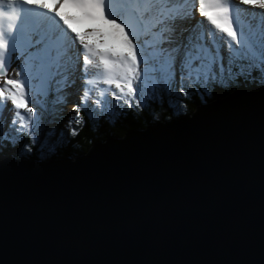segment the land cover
<instances>
[{"label":"water","instance_id":"water-1","mask_svg":"<svg viewBox=\"0 0 264 264\" xmlns=\"http://www.w3.org/2000/svg\"><path fill=\"white\" fill-rule=\"evenodd\" d=\"M0 264H264V85L74 160L0 157Z\"/></svg>","mask_w":264,"mask_h":264},{"label":"snow or ice","instance_id":"snow-or-ice-1","mask_svg":"<svg viewBox=\"0 0 264 264\" xmlns=\"http://www.w3.org/2000/svg\"><path fill=\"white\" fill-rule=\"evenodd\" d=\"M143 2L145 0H121L125 7L135 3L139 8ZM147 2L165 5L159 12L158 22L167 26L160 32L156 43H169L167 49L150 44L153 50L149 55H146L145 46L139 42V36L132 27L113 14L112 0H0V78L4 81L0 87V107L11 102L15 113L12 124L18 122L22 130L31 131L35 115L34 108L30 106L31 80L27 77L21 79V71L15 73L16 78H8L12 53L17 52L18 45L20 55L16 59L23 57L24 68L31 66L30 70H35L39 76H51L54 68L64 67L66 72L77 70L82 56L83 66L78 70L88 77L93 75L90 69H95L97 77L96 80L86 79L85 83L92 85L102 79L104 84L119 91L121 95L117 98L125 99V103L136 99V85L142 74L140 64H145L143 72L146 75L149 60L158 65L152 70L161 74V80L168 88L174 85L178 70L180 92L185 96L188 95L185 80L207 88L235 75L233 68L238 60L245 61L238 65L239 74L251 77L255 72L264 81V39H261L264 35V12L249 13L237 6L236 0ZM172 4L177 7H167ZM239 5L264 10V0H239ZM196 11L204 20L197 21L191 29H185L188 33L185 36L177 30L175 21L192 19ZM245 14L253 20L256 15L261 17L257 25L259 33H253L251 26L248 31L240 26L241 17ZM83 19L97 22L100 27L90 32L77 31L74 24ZM204 21L211 27H206ZM69 33H74V36ZM93 37H111L114 43L108 46L106 41L97 42ZM76 42L81 49L75 47ZM225 44L229 51L227 64L223 63L221 55ZM66 61L70 63L66 64ZM112 94L116 96L115 92ZM88 97L89 90L85 88L81 104L74 109L76 113H80ZM136 107H141L139 101Z\"/></svg>","mask_w":264,"mask_h":264},{"label":"trees","instance_id":"trees-1","mask_svg":"<svg viewBox=\"0 0 264 264\" xmlns=\"http://www.w3.org/2000/svg\"><path fill=\"white\" fill-rule=\"evenodd\" d=\"M137 14L140 21H144L143 33L148 30V25L156 28L155 20H152L150 15L143 16L140 12H137ZM115 15L125 18L124 21L127 24L130 23L128 25L134 31L138 30L139 25L136 20H130L119 14ZM156 30L153 39L157 36L159 40L161 30L157 28ZM143 38L139 37V42L147 43ZM109 42L111 41L109 40ZM157 44L158 48L163 45V43ZM228 56L229 51L223 60L224 64L228 63ZM242 63H245V61L238 60L236 65H234L233 71L236 73L235 75L225 77L217 83L210 84L207 88L200 84H192L187 80L184 81L186 85L185 91L188 93L187 96L180 92V80H178L180 74L176 75L175 83L171 88L166 87L161 79L141 81L136 85L137 100H131L129 102L131 106H129V103H125V99H108L102 101L103 104H100L99 108L92 106L90 109L91 113L88 112V107L84 105L81 107L79 114L76 112L75 115L65 113L63 111L65 102L59 98L54 99L55 93L48 91L41 102L46 104L47 110H44L38 104L40 119L37 120L43 124L53 120V123L57 124L59 120L65 118V124L62 127H58L59 130L53 125L52 133L45 135L42 132L44 129H37L35 124L31 125V131H28L22 130L20 126L13 125L10 121L5 122L0 119V157L11 154L15 158H45V154H47L52 156L51 159L72 158L87 151L93 143H103L108 136L121 139L128 131L144 130L146 127L157 123H164L171 119L176 120L187 116L186 114H190L197 106L210 103L215 99L224 98L233 90L264 85V81H261L255 72L252 73L251 77H248L247 74H239L238 65ZM26 77L31 80L32 86L34 85L33 80L39 79L38 75L32 71ZM146 82H150V84H143ZM138 101L141 104L140 108L136 107ZM181 101H183L185 106H182ZM75 105L77 107L79 104ZM77 121H82V123ZM77 127L81 129L80 132H76L75 128ZM73 131H75V135H73ZM33 137H35V142H33Z\"/></svg>","mask_w":264,"mask_h":264},{"label":"rangeland","instance_id":"rangeland-1","mask_svg":"<svg viewBox=\"0 0 264 264\" xmlns=\"http://www.w3.org/2000/svg\"><path fill=\"white\" fill-rule=\"evenodd\" d=\"M120 3H121V0H112V7H114L115 5H117L116 7H118L120 5ZM236 5L241 7V8L247 9L249 13L259 14L261 12H264V10H261L259 8H251V6L239 5V0H236ZM196 19H197V21H203L204 20V18L202 20L201 19L198 20V16H196V14H194V18H192L191 20H183L182 21V23L185 25L184 28H178L177 30H181L180 32H183L184 35L186 36L188 33H186V31H184V30L185 29H191V28L195 27L196 26V21H195ZM260 19H261V17L259 15H256L255 19L253 20L250 15L245 14L241 17L240 26L243 27L245 29V31H248L250 29V26H251V31L253 33H259L260 29L257 25H258V22ZM177 22H179V21L178 20L175 21L176 26H177ZM189 23H191V24L189 25ZM205 23L207 24L206 21H204V24ZM206 24H205L206 27H211L210 25H206ZM97 27H100V25L97 22L93 21L91 27H87V26L85 27L86 28L85 32L86 31L90 32V31H92L93 28H97ZM88 28H90V29H88ZM142 29H143V27L141 24V31L138 33H141ZM167 35H171V33H167ZM149 38L150 37L148 35L146 38V41H149L148 46L150 44H155V43H153V41H150ZM92 39L94 41L104 43L102 41L103 37H93ZM261 39H264V35L261 36ZM76 43H77V46L80 47L79 42H76ZM107 45L111 46L112 44H111V42L108 41ZM157 45L158 44H155V47H157ZM77 46H76V48H77ZM150 48H151V50L149 52H147L148 55L153 50L152 47H150ZM163 48L164 49L169 48V43L167 41L163 45ZM227 54H228V47L225 44L221 50V55L225 59ZM14 60H15V62L18 61V59H14ZM82 62H83V59H82V57H80L79 61H78L77 70H74L71 72H66L64 67H61L60 69L54 68V72L51 76L45 75V76H42V80H37V79L33 80L34 85L32 86V90L30 93V106H32L34 108L35 115L33 117V121L31 123V125L35 124L36 127H40L41 125H47V123L43 124L42 122L38 121L40 119V117H39V110L37 107V105L40 104V106H42L44 108V110H47L46 104L41 103L42 98L46 96L47 91H51V92L55 93L54 99L59 98L63 102H65V105L63 107V111H65L69 115H75V111H74V109L76 107L75 104H79V105L81 104V98L83 96V92H84L85 88H87L89 90V97H88L87 101L84 103V106L88 107L89 113L92 112V111H90L92 106L99 108V105L103 104L102 101H104V100L106 101L108 99L109 100L118 99L117 97H119L121 95L119 93V91L117 89H115L114 86L110 87V86L104 84L102 82V79L99 82L92 84V85H88L85 83L86 79H93L94 80L95 78L97 79V77L94 75V73L96 72L95 69L90 70V72H92L93 75L85 77L83 71L78 70V67L80 68ZM65 63L67 64L70 62L66 61ZM15 65H16V63H15ZM149 65H150L148 67L149 69H153V67H158V65H156L155 62L152 60H149ZM10 67H12V66H10ZM10 67H9V70H10ZM142 67L145 68L144 63L140 64L141 69H142ZM22 69L23 70H21L22 74H21L20 78L25 79L24 77H26L27 74H25L26 69L24 68V65L22 66ZM60 70H63V71L61 72L62 74L59 77V73H60L59 71ZM18 71H20V70H18ZM30 71L33 72V70H30ZM155 72L156 73H154V71L149 70L147 72V74L145 75V73L142 70L140 81L145 82V81H148L150 79H154V80L159 79L160 80L161 74L157 71H155ZM178 73H179V71L177 70L176 75ZM8 77L16 78L15 75H13V76L8 75ZM178 80H180V77L178 78ZM143 84H150V82H146ZM0 87H2V85H0ZM106 89H107V91H105ZM114 92L116 93V96H112L113 95L112 93H114ZM102 93H103V95H101ZM110 94H112V95H110ZM95 95H96V97H95ZM97 101H99L100 103L97 104ZM181 102L183 104L182 106H185L183 101H181ZM21 111H23V110H21ZM50 112L54 113L52 111H50ZM0 117L2 119H7L8 121H10L12 123V120L15 118V113H14L13 106L11 105V102H7L6 105L0 107ZM64 124H65V119L63 122L60 121L58 123V125H64ZM16 125L20 126L18 122Z\"/></svg>","mask_w":264,"mask_h":264},{"label":"clouds","instance_id":"clouds-1","mask_svg":"<svg viewBox=\"0 0 264 264\" xmlns=\"http://www.w3.org/2000/svg\"><path fill=\"white\" fill-rule=\"evenodd\" d=\"M163 46V45H162ZM162 48V47H161ZM150 65L148 64V67H149ZM11 68L12 67H10V70H9V72H8V75L9 76H13V75H15V73L17 72V71H15L14 72V70H13V68H12V70H11ZM79 68V67H78ZM144 69V67H142V69L141 70H143ZM27 70V69H26ZM149 70H151V71H153L152 69H149ZM154 73H156L155 71H154ZM27 74V73H26ZM178 74H180V73H178ZM60 75H61V72L59 73V77H60ZM80 76V75H79ZM24 78H26V77H24ZM38 80H42V77L41 76H39L38 75ZM139 82H141V81H139ZM139 82H137V83H139ZM162 87V86H161ZM251 88H254V87H251ZM48 92V91H47ZM64 94V93H63ZM203 104V103H202ZM76 106V105H75ZM192 112H194V111H192ZM191 112V113H192ZM66 113V112H65ZM190 113V114H191ZM190 114H186L187 116H190ZM0 119L1 120H4L5 122L6 121H8L7 119H2L1 117H0ZM65 119V118H64ZM64 119H61V120H59V122L60 121H64ZM172 120V119H171ZM58 122V123H59ZM58 123L57 124H55V123H53V120L52 121H49L48 123H47V125H41L40 127H36L37 129H39V130H41V129H44V131H42L45 135H47V134H51L52 133V126L53 125H55L57 128L58 127H62L63 125H58ZM58 130H59V128H58ZM75 130H76V132H80L81 131V129L79 128V127H77V128H75ZM69 132V131H68ZM41 134V133H40ZM50 136V135H49ZM94 144V143H93ZM91 147V146H90ZM87 151H85L84 153H81V154H79V155H75L74 157H72V158H68L69 160H74V158L76 157V156H81V155H84L85 153H86ZM10 156V157H12V158H15V156H13V155H11V154H6V155H4V156H2V157H5V156ZM15 155V154H14ZM41 156V155H40ZM52 158V156H49V155H47V154H45V158H15V159H20V160H22V159H27V160H36V161H48V160H50Z\"/></svg>","mask_w":264,"mask_h":264},{"label":"bare ground","instance_id":"bare-ground-1","mask_svg":"<svg viewBox=\"0 0 264 264\" xmlns=\"http://www.w3.org/2000/svg\"><path fill=\"white\" fill-rule=\"evenodd\" d=\"M197 7H198V5H197ZM41 11H43V10H41ZM199 19H203V17H200L199 15H198V20ZM188 20H191V19H188ZM89 20H86V19H84V21L82 22V20L81 21H79L78 23H76V24H74V27L77 29V31H80V32H85V27L83 26V24H86L87 22H88ZM196 22H197V19L195 20ZM190 22V21H189ZM62 24V23H61ZM191 23H189V25H190ZM206 24V23H205ZM207 25V24H206ZM185 27V25L182 23V21H180L179 20V22L177 23V29L178 28H184ZM178 31H181V30H178ZM183 31V30H182ZM185 31V30H184ZM186 33H187V31H186ZM70 35H73L74 36V33H69ZM77 46V43H76V45H75V47ZM77 49H81V46L79 47V46H77ZM82 57V56H81ZM83 66V62L81 63V66H80V68ZM90 70H94V69H90Z\"/></svg>","mask_w":264,"mask_h":264}]
</instances>
